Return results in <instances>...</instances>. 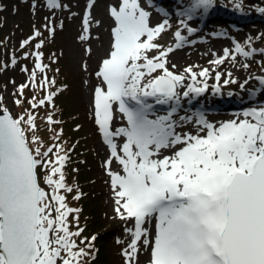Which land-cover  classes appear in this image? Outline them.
Returning <instances> with one entry per match:
<instances>
[{
  "label": "snow or ice",
  "instance_id": "snow-or-ice-1",
  "mask_svg": "<svg viewBox=\"0 0 264 264\" xmlns=\"http://www.w3.org/2000/svg\"><path fill=\"white\" fill-rule=\"evenodd\" d=\"M95 2L86 5L81 39L90 38ZM214 3L193 0L180 15L191 20L193 13L206 12ZM47 5L50 9L63 6L61 0H47ZM235 7L242 9V0ZM258 10L264 13V8ZM110 16L115 26L109 54L96 73L103 86L94 90V115L110 149L105 168L116 196L115 212L121 220L134 221V229H128L132 241L123 253L127 264H135L141 244L150 249L148 264H264V106L249 107L218 123L198 112L197 131H183L194 118L179 115L182 98L191 103L207 92L210 70L196 72L189 66L184 70L187 76L169 70L167 58L174 48H164L156 41L171 25L165 19L152 26L151 13L141 0H119L110 7ZM180 23L189 32L195 31L184 20ZM50 31L54 34L55 29ZM40 35L35 31L21 47ZM175 36L180 42L185 40L180 31ZM42 46V41L36 45L37 49ZM153 51L158 54L150 56ZM234 51L248 58L257 49L236 43ZM33 55L35 69L29 82L19 86V96L24 97L29 87L39 88L46 95L39 100L33 96L31 109L54 107L58 91L48 89L56 81L47 76L43 53ZM228 59L235 61L236 56L225 49L222 57L210 63L219 66ZM37 70L43 74L38 83ZM227 75L224 84L237 83L231 73ZM221 76L216 72L215 80L219 82ZM186 79L191 83L181 93ZM256 79L264 85V76ZM214 92H221L219 83ZM14 103L21 106L24 100L17 98ZM0 111V264H85L96 236L77 243L84 232L79 227L81 209L70 207L62 194L73 192L66 182L68 150L53 144L42 151L44 145L35 135L37 116L32 111L18 117L6 107ZM117 114L123 123L114 129ZM47 121L49 125L60 123L52 115ZM62 134L61 130L55 139ZM114 161L123 174L112 170ZM40 170L47 173L43 183L50 191L41 186ZM69 217L76 221L75 231ZM153 220L155 231L150 234L145 225Z\"/></svg>",
  "mask_w": 264,
  "mask_h": 264
},
{
  "label": "rangeland",
  "instance_id": "rangeland-1",
  "mask_svg": "<svg viewBox=\"0 0 264 264\" xmlns=\"http://www.w3.org/2000/svg\"><path fill=\"white\" fill-rule=\"evenodd\" d=\"M229 1L228 4L231 7L226 6L224 0H215L211 9L206 12L201 10L193 13V19L188 20L187 16H182L180 13L187 11L193 0H141V5L153 13L151 20L154 22V26L162 23L165 19L171 25L157 39V43L164 48H175L180 43L176 39L175 33L180 31L185 37V43H181L182 50L176 52L174 50L167 58L173 60L176 66L183 69L194 66L200 68L196 71L199 72L204 69L201 68L202 62H211L222 57L224 49H229L236 56L235 61L226 60L232 64L229 69L224 68L223 64L219 66L212 63L207 64L211 78L207 80L209 89L203 94L205 100L212 99V96H219L214 92L217 83L220 85L222 95L225 94L227 98L231 95L241 98L246 93L245 89L256 87L257 77L264 76V52L261 51L264 50V13L258 10L264 8V0H242V9L235 7L240 0ZM90 2L91 0H61L63 5L61 8L50 9L47 0H0V9H2L0 11V97H3V101L0 102V109L8 108L14 117L32 111L43 121L48 134L51 136L52 142L48 145L47 143L44 144L42 151L53 144H61L68 150L70 160L65 167L66 182L73 187V192H62V194L67 196V203L70 207L81 209L79 227L84 228V232L77 243L84 237H88L90 240L92 236H96L94 248L91 249L92 254L86 258L85 264H127L123 253L132 241L133 237L128 229H134V221L121 220L115 212L117 207L115 201L109 204L110 195L116 199L111 186V177L105 168V161L109 158L110 150H106L105 157L99 151L100 144H104L105 148L108 146L104 143L99 127L95 123L94 115V90L97 86H103L100 78L96 75L101 66V63H98L99 34H106L102 25V18L108 16L112 19L110 7L113 5L107 7L104 5L106 0H96L91 9L90 38L81 39V36L85 34L83 18L87 12L86 5ZM115 3L117 5L119 0ZM157 4L159 6H156ZM166 7L170 8L171 12H168ZM226 14L234 17L229 19L233 23L219 27L222 26L218 23L219 20ZM177 19L184 20L188 27L195 29V31L189 32L183 25L177 27ZM111 23L114 27V19ZM234 23L237 25L231 27ZM61 25L63 26L61 27ZM52 28L55 29L54 34L50 31ZM37 30L41 32V35L32 39L27 46L21 47L23 41L30 39ZM205 38H214L217 39V42L208 45L201 44V48L192 50L196 43L195 40L201 43V40ZM41 41L43 46L37 49L36 45L40 44ZM236 43H240L246 49L255 48L257 51L252 57L245 58L235 53ZM208 49L211 53L202 56V53ZM36 51L43 53V63L48 65L46 69L48 78L56 81V84L48 89L49 91H58V95L54 98V107L49 104L38 109H31L29 101L32 100L33 96H36L37 100L43 99L46 95L45 90L29 87L25 89L24 97H20L18 93L19 86L29 82L31 71L35 69L36 58L33 53ZM26 53L28 54L27 58H25ZM157 54L158 52L153 51L149 55L155 56ZM186 54L189 56L182 58ZM13 57L16 60L14 66L12 64ZM180 60L188 61L181 62ZM184 62H188L190 65L184 66ZM97 64L100 65L97 66ZM245 64L249 67H243ZM24 68H27L28 72L22 71ZM216 72L222 73L219 82L215 80ZM228 73L232 74L231 78L237 83L224 84V80L229 78ZM158 74L160 73H156V75ZM42 78L43 74L37 70L36 82L38 83ZM245 80H248V83L242 89L240 85ZM17 98L23 99L24 104L16 105L14 101ZM187 100L189 101L188 98ZM223 104L228 106L226 115H233L234 109L249 108L250 105H254L252 107L262 106L261 103L252 104L249 102L232 104L227 100H224ZM196 110V106L192 108L193 115H195ZM0 113L3 112L0 111ZM48 115H52L53 119L60 121V123L49 125ZM117 115L119 116V114ZM215 115H219V113ZM193 118L194 124L195 116ZM122 123V119L118 124L114 120L113 128L121 126ZM61 130L63 134L58 140L55 139ZM31 136L32 134L29 135L30 139ZM78 155L81 157V163L74 165L75 160L79 158ZM118 165L114 161L112 170L116 171ZM83 168H86L89 180H83V176L80 174ZM46 174L44 170H40L41 186L50 191L48 186L43 183ZM103 177L107 183L109 182V185H105V187L99 181ZM78 193H82V195L77 200L75 196ZM98 213L103 217H97ZM69 220L72 224V230L75 231L76 221L71 217ZM145 227L147 226L145 225ZM80 247H85V244H80ZM140 252L142 251L140 250ZM138 256L135 264H140Z\"/></svg>",
  "mask_w": 264,
  "mask_h": 264
},
{
  "label": "bare ground",
  "instance_id": "bare-ground-1",
  "mask_svg": "<svg viewBox=\"0 0 264 264\" xmlns=\"http://www.w3.org/2000/svg\"><path fill=\"white\" fill-rule=\"evenodd\" d=\"M116 1H118V0H106L104 5L107 6V7L109 5H115ZM118 4L119 3H117V5ZM162 4H164V3L162 2ZM156 6H159V5L157 4ZM169 9L170 8H167L168 12H171L170 11L171 9L170 10ZM103 14H105V13H103ZM152 15H153V13H151V16ZM174 16L176 17L177 15H174ZM178 18H181V17H178ZM112 19H110L108 16H105L104 18H102V25L104 27V31L106 32V34H104V33L103 34H101V33L99 34L100 49H99V52H98L99 53L98 63H102V60L106 58V56L109 54V51H110V45H111V42H112L111 30L113 28L112 27V23H111ZM150 20H151V17H150ZM180 21H181V19H177V24H176L177 27L181 26ZM150 22H151V25L154 26L153 25L154 22H152V20ZM218 38H222V37H218ZM199 40H201V39H199ZM216 40L217 39H214V38H205L204 40H201L202 41L201 43H200V41L198 43L195 40L196 43L193 45L192 50H197V49L201 48V46H202L201 44L208 45L209 43L217 42ZM183 42H180V44L183 43ZM180 49L182 50V46L174 48L175 52L179 51ZM203 53H202V56H207V54H210L211 51H209V49H208V51H205ZM189 54H186V55L182 56V58L183 57L186 58L187 56H189ZM180 61L183 62V61H188V60H180ZM207 64H211V63L208 62V61L202 62L201 63V65H202L201 68L209 67V66H207ZM99 65L100 64H97V66H99ZM173 65H175V67H173ZM183 65L184 66H188V65H190V63L184 62ZM231 65H232L231 62L226 61L222 66L224 68H226V69H229L231 67ZM167 66H168L169 70L175 72L176 74H184V75H186V73L184 72L185 69L176 66V64L173 62V60H169L168 59V65ZM192 67H193L194 71L200 70V68H197V67H194V66H192ZM216 70H218V69H216ZM216 70H214V71H216ZM239 70H241V69H239ZM199 79L203 80L204 78L201 77ZM190 82H191L190 79H186L185 80V82H184L185 83V88H181L180 89L181 93H183V91L186 90V86L188 84H190ZM245 91H246L245 95L243 97H241V98L233 97L232 95L229 98H227L225 96V94L222 95L221 93H219V96H212V99L205 100L204 95L202 94L197 99H195V98L192 99V100L195 99V104L189 103L187 98L182 99V101H181L182 109L180 110L179 115L196 116V115H193L192 108H194L196 105H202V106H204L207 109V112L209 114L207 116L209 122L218 123V122L227 121V120L235 118L234 115H229V114L226 115V113H228V106L223 104L224 100H227L229 103L232 102V104L233 103L241 104L242 102H249V103H252V104L261 103L262 106H264V85H261L259 83V81L257 82L256 87L249 88V89L247 88V89H245ZM192 100H191V102H192ZM217 113H219V115H215ZM120 120H121V118L117 115V118L115 119V123L116 124L120 123ZM183 131H190L192 133H195L197 131V127H196L195 123L194 124L191 123V124L186 125L185 128L183 129ZM117 142L121 143L122 140L118 139ZM108 149L109 148H107V147L105 148L104 144H100V146H99V151L101 152V155L104 156V157L106 155V150L108 151ZM94 154H95V152H94ZM164 154L165 155H169L170 153L169 152H165ZM116 171L122 173V169H121L120 165H118V168H117ZM99 181L102 183V185L104 187H105V185H109V182L107 183L106 179L104 177L100 178ZM108 199H110L109 204H111V203H113L115 201V198L112 195H110V198H108ZM98 202H100V201H98ZM96 208H98V207L96 206ZM102 211H101V214H103ZM101 214L98 213L97 217H103V215H101ZM97 219H99V218H97ZM146 226L148 227L149 233L153 234L154 231H155V227H154L155 226V220H153L152 222L146 224ZM149 238H151V236ZM142 246H140V250L142 252L139 251V253L137 254V255H139L138 256V262L140 264H148L150 249H147L144 246L143 247Z\"/></svg>",
  "mask_w": 264,
  "mask_h": 264
},
{
  "label": "trees",
  "instance_id": "trees-1",
  "mask_svg": "<svg viewBox=\"0 0 264 264\" xmlns=\"http://www.w3.org/2000/svg\"><path fill=\"white\" fill-rule=\"evenodd\" d=\"M229 2H230L229 0H224V3L227 4L226 6L231 7V6H229L230 4H228ZM28 134L33 135L32 132H29ZM35 135L40 137V140H41V142H43V145L46 143L48 145L52 142V140L50 138L51 136L48 134L47 128L43 124V121L40 120L39 116H37V131L35 132ZM33 146H34L33 148H35L37 145H33ZM80 154L82 155V152H80ZM78 157L79 158L75 160L74 165H78L81 163V157L79 155H78ZM80 174L83 176V180H89L88 179V172L86 174V168H83V170L80 171Z\"/></svg>",
  "mask_w": 264,
  "mask_h": 264
},
{
  "label": "water",
  "instance_id": "water-1",
  "mask_svg": "<svg viewBox=\"0 0 264 264\" xmlns=\"http://www.w3.org/2000/svg\"><path fill=\"white\" fill-rule=\"evenodd\" d=\"M3 113H0V115H2Z\"/></svg>",
  "mask_w": 264,
  "mask_h": 264
}]
</instances>
